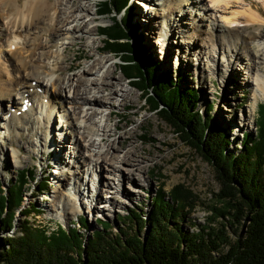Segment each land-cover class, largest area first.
I'll return each mask as SVG.
<instances>
[{
    "label": "bare ground",
    "instance_id": "6f19581e",
    "mask_svg": "<svg viewBox=\"0 0 264 264\" xmlns=\"http://www.w3.org/2000/svg\"><path fill=\"white\" fill-rule=\"evenodd\" d=\"M87 1L0 0V103L6 102L10 108L7 109L9 111L5 108L0 109V112L4 110L0 114V138L4 131L6 135L4 138L8 140V145H11L9 156L12 159V165L18 166L21 164L18 154L22 150H27L17 141L21 138V134L27 132L30 136L39 134V137L45 138L49 133L51 134L49 126L51 115L60 114V119L65 120L62 122L68 123V128L71 130L69 134L78 154L76 155L73 148L65 153L66 158L69 159L68 162L67 159L64 162L61 159L54 161L53 166L59 169L56 172L59 176L54 179H57V184L65 187V190L62 188L58 194L55 193V199L50 205L52 214L58 211L67 220L71 215L78 213L81 197L89 198L90 194V208L93 211L95 209L99 211L101 208L102 213L106 210L105 206H100L103 199L101 197L103 186L93 187V190L88 188L87 196L80 191V186L87 185L88 182L94 184L93 174H88L90 166L92 170L99 168L97 177L100 183L103 179L101 165L102 169L104 168L114 177L125 179L127 184L125 185L122 180L124 185H121V183H115V179L111 176L104 175L106 180L104 179L103 183L109 190H114L113 194L123 192V196L132 201L139 194L135 191L136 188L142 192L146 189V184L151 183L150 171L145 165L151 154L146 153L144 147L136 144V139L139 138L135 130H131L126 136L129 141L128 147L124 145L125 139L122 136L118 137L117 143L113 141L107 144L105 150H103L104 146H100V143L105 145L106 139L125 129L118 122L110 126L113 112L110 108L124 109L129 100V93L121 83L122 78L118 77L113 81L115 61L110 58L94 59L82 73L75 74L72 78L64 75L71 67V64H65L69 47L86 38L90 40L99 32L98 25L95 24L98 6L89 4ZM130 1H135V4L142 8V11L137 10L135 13L138 15L139 22L143 20L151 28L150 34L153 33L152 28L155 29L158 25L157 19H161V23L168 27V31L165 30L164 33L154 32L160 36V39L162 37L159 42L162 51L160 54L163 53L165 44L163 37L168 40L169 36L177 35L178 40L170 41L167 48V55L180 50V54L175 56L174 65L180 63L182 58L190 61L194 56L193 61L201 74L205 70L213 74L215 62H220L227 70L223 78H226V72H230L229 77L233 78L234 84L239 87L236 92H239L241 96L248 92L252 93V106L248 105V113L251 115L255 113L258 101L264 99V17L256 7L257 3L264 6V0H248L247 4L242 5L240 11L232 16L219 17L224 25L216 20L207 23L205 30H202L196 21H208L207 15L211 18L216 13L223 12L232 3L242 4L247 0H155L161 8L160 12H154V9L151 11L148 6L151 0ZM205 12L208 14L203 15ZM177 14L186 16L184 18L187 23L182 22L177 25L172 18ZM183 25L188 27V31L184 30ZM201 33H206L207 37L202 39ZM148 37L156 39L155 36ZM214 38L217 40L216 44ZM155 43L158 44L156 40ZM173 43H176L177 48H174ZM87 47L90 48V52H103L94 39L88 43ZM183 48L185 52L181 54ZM227 55L230 57L228 61L224 59ZM86 56L92 57L91 54ZM76 66L79 65L76 64ZM128 85L132 86L130 83ZM39 88L42 92H39ZM14 96L17 98L13 101ZM116 97L121 100H117ZM66 99L69 100V105L74 104L72 108H65L63 103ZM223 100L232 104L227 94ZM23 102L28 103V111H22ZM15 103H18V107H14ZM84 106L87 107L85 111ZM103 109L107 111V114L106 118L102 119L105 117ZM235 110L236 107L232 105L230 108L232 120L235 122L239 120L240 123L234 129L237 131L238 126L245 128L247 123L242 116L237 119ZM98 116L101 119L97 120ZM217 116L218 118L223 116L219 109ZM54 136L59 138V143H64L65 136L61 132H55ZM29 139H26L29 147L32 145L31 148H36V143L31 141V137ZM40 139L39 145H45L46 140ZM62 147L67 148L65 145ZM0 155H2L1 152ZM40 155L43 156V153ZM32 157L33 155H29L24 161ZM64 173L70 175L68 179L73 180L71 188L68 187L71 182L66 181L67 175H63ZM128 184L134 190L129 188ZM116 202L118 200L114 197L109 203Z\"/></svg>",
    "mask_w": 264,
    "mask_h": 264
},
{
    "label": "trees",
    "instance_id": "16d2710c",
    "mask_svg": "<svg viewBox=\"0 0 264 264\" xmlns=\"http://www.w3.org/2000/svg\"><path fill=\"white\" fill-rule=\"evenodd\" d=\"M128 5L129 0L100 2L99 15L112 21L99 29L102 50L120 61V72L140 92L150 112L212 163L219 186L216 197L224 207L212 209L215 215L208 226L191 224L196 230L186 231L181 221L186 210L197 206V198L175 186L166 196L162 192L154 196L150 214L131 211L123 216L125 229L116 228L114 233V227L101 222V228L90 234L61 225L50 230L27 220L40 211L22 206V189L29 185L40 194L48 182L24 169L12 188L5 189L0 179V231L14 226L18 211L24 217L12 237H0V264H264V106L258 107L257 132L242 134L239 152L228 153V135L215 126L208 128L195 110L197 93L174 86L170 77H155L157 64L142 51ZM79 223L87 229L85 220Z\"/></svg>",
    "mask_w": 264,
    "mask_h": 264
},
{
    "label": "rangeland",
    "instance_id": "374dc122",
    "mask_svg": "<svg viewBox=\"0 0 264 264\" xmlns=\"http://www.w3.org/2000/svg\"><path fill=\"white\" fill-rule=\"evenodd\" d=\"M101 1L102 0L87 1L89 4H97L98 6L95 24L98 25L99 29L106 27L112 23L110 19L111 17H104L99 15L98 8ZM156 2L157 1L155 0H151L148 6H150L151 11L152 9H154V12H160L161 8L156 4ZM247 2L248 0L243 1L242 4L234 2L227 9L223 10V12H218L211 18H209L207 15L206 19H208V21H196V23L201 27L202 30H205V25L207 23L214 22L216 20L217 22L224 25L219 17L232 16L235 12L240 11L242 5L244 6L245 4H247ZM128 6L130 9V15L132 14L131 20L134 27L133 30H135L137 35H139L136 36L138 40L141 41V45L143 47L142 51L147 53V56L149 55L153 60L152 62H155L157 64L155 77L158 78L161 75L170 77L173 81L174 86H178L182 90H194L197 93V103L194 108L195 110H199L200 114L204 117L205 120H207L208 128L215 126L216 128L221 129L225 135H228L229 142L226 143V149L228 153L239 152V145L243 138L242 134H254L255 132H257L256 121L258 120L259 116L258 110L259 108L264 106V99H260V101H258V104L255 107V113L251 115L248 113V105L252 106V93L248 92L241 96L239 92H236L239 87L234 84L235 82L233 78L229 77L230 72H226V78H223V74L227 70L226 67H223L220 62H215V67H213V74H210L208 70H205V72L201 74L200 70H198V67L195 66V63L193 61L194 56H192V60L190 61H186L184 60V58H182V61H180V63L174 65L176 61L175 56L180 54V50H178L179 52L174 51L173 54L167 55V48L168 44L170 45V41L178 40L177 35L169 36L168 40H165L166 37H163V41H165V44L163 46V53L160 54L161 50L159 42L162 37L160 39V36H158L157 33H161V31L162 33H164L165 30L168 31V27H166V25L164 26L161 23V19H157L158 25L155 29L152 28L153 33L150 34L151 28L148 27L146 25V22H144L143 20L142 22H139L137 17L138 15L135 13V11L137 10L142 11V8L138 7L135 4V1H130ZM256 7L260 10L262 16L264 17V6L260 3H257ZM206 13L208 14V12H205L203 13V15ZM184 17L186 16L177 14L172 18L173 20L175 19L177 25H179L182 22L187 23V20ZM118 19L122 23L123 13H120L118 15ZM183 28L185 31H188V27H184L183 25ZM154 32L157 33L154 34ZM214 34H216V32ZM149 35L151 37L155 36L156 39L148 37ZM201 35L203 36L202 39H204V37H207L206 33H201ZM93 39L96 40V45L99 46L102 50L103 38L100 36L99 32H97L96 35L92 36L90 40L86 38L81 42L78 41L76 45L69 47L66 52L67 60L65 61V64H71V67L69 68L68 73H64V75L67 76V78H72V76H74L75 74L82 73L83 69L91 65L94 59L110 58L113 59L112 61H115L116 68H114L113 70V76L115 77V79H113V81H115L118 77L122 78L121 83L125 86V89L129 93V100L127 101V105L124 109H121L120 107L110 108L113 110L110 119V126L118 122L119 125L124 126L125 129L122 132L118 131L115 136L106 139L105 145L103 143H100V146H104L103 150H105L107 144L112 143L113 141L117 143L118 137L122 136L125 139L124 145L128 147L129 141L126 136H128L131 130H135V134L139 138L136 139V144L144 147L145 152L151 154V157H148V162L145 163L146 167H148L150 171L151 183L149 185L146 184V189L142 192L141 190L136 188L135 191L139 194L132 201L124 197L123 192L121 194H113L114 190H109L108 187H106L107 185L103 183L105 179L104 175L111 176L115 179V183H121V185L123 184V181L125 183V179H121L117 176L114 177V175L110 174L104 168L102 169L101 165V174H103V179L100 183V180L97 177L99 168H93L92 170V167L90 166L88 169V174H93L92 178L94 184L93 182H91L92 184L88 182L87 185L84 184L80 186V191L84 192V195L87 196L89 195L87 193L88 188L92 189L93 187H100V185L101 187L103 186V192L101 193V197H103V199H101L102 204H100V206H105L104 209L106 210H104L103 213L101 208L99 211L96 209L95 211H93V209L90 208L89 203L91 200L90 194L89 198L81 197V199L79 200V204H81L79 205L78 213L75 215H71L68 220L64 219L58 211L55 214H52L50 212V205L55 199V193L58 194L59 190H62V188L63 190H65V187H61V185H58L57 179H54L58 178L59 176V173H56L59 169H55V167L53 166V164L55 163L54 161L61 159L62 162H64V160L67 159L68 162L69 159L66 158L67 155H65V153L73 150V148L75 149L76 155L78 154V150L74 147V142L71 140L69 134L71 130L70 128H68V123L62 122L65 120L60 119V114H56L51 115L49 124L51 128V134L49 133L45 138L43 136L39 137V134L36 136H30L26 132V134H21V138L17 139V141L20 142L21 145H24L27 148L26 151L22 150L18 154L19 161L21 162V164H19L18 166L12 165V159L9 156V148L11 145H8V140L4 138L6 135H4V131H2L0 138V152L2 153V155H0V179L4 188L6 189L9 186H11L12 188L16 183L17 176L19 175L18 173L22 172L24 169L32 170L36 175L38 181L43 178L42 176L46 177L49 185L47 190L43 193L36 195L33 187L29 185L24 186V188L22 189V206H35L36 209L40 211L39 215L30 214L27 220H29L32 224L45 225L50 230H56L57 226L61 225L66 229L71 227L79 228V230L81 231L80 233L90 234L97 228L100 229L101 223H108L109 225L114 227L115 229L113 230V233L116 232V228L125 229L122 224L123 220H121L123 216H126L131 211L140 212L143 214V216L150 214L152 210V204L154 202V196L158 192H162L166 196V194H168V192H170L173 187L181 186L182 189L192 192L197 198V201H195V204L197 206L193 209L185 211V217L181 221V226L183 227V229L192 232L195 231L196 228L192 227L193 225L191 224H195L198 227L208 226V224L211 222L210 218L215 215L212 209L224 207V203L219 202L216 197L219 186L214 178L212 163L205 160L198 153H196L192 147L187 145L186 142L179 141L172 132L171 128L164 121H162L160 117L150 112L148 107H146L141 101L142 98L140 92L135 87H130L128 85V83L130 82L126 80V78L120 72V61L115 56L104 52H90V48L87 47V45L89 42H92ZM155 40L158 42V44L155 43ZM214 41L216 44V38H214ZM173 46L174 48H177L176 43H173ZM184 52L185 48H183V52L181 54H184ZM90 54L92 55L91 58L86 56ZM224 59L228 61L230 60V57L227 55V57H224ZM76 64L79 66H76ZM237 65L239 64L237 63ZM220 69H222V72H220ZM239 73L242 72L239 71ZM39 92H42L40 88ZM225 94L229 96L232 103L231 105L223 100ZM16 98L17 96H14L13 101ZM116 99L121 100L119 97H116ZM68 102L69 100L66 99V102L63 103V105L65 106V108L67 107V109L68 107L72 108L74 104L69 105ZM17 104L18 103H15L14 107H18ZM232 105L234 108L236 107L235 113L237 114V119H240V116H242L245 123H247V125H245V128L238 126L237 131H235L234 129L240 123L239 120H236V122L232 120V113L230 111ZM0 106V109L5 108L7 110L9 108V105L6 102L0 103ZM209 107H211L210 111H207ZM86 108L87 107L84 106L83 110L85 111ZM226 108L228 110H226ZM218 109L223 115L221 116L222 118H218L217 116ZM3 112L4 110H1L0 114H2ZM104 112L105 113L103 114L105 115V117H102V119L106 118L107 111L104 110ZM99 119L101 118L98 116L97 120ZM55 132H61L63 136H65L64 143L61 144L58 142L59 138L54 136ZM29 137H31V141L36 143V148H31L32 145H30L29 147V145L27 144L26 139H29ZM36 138L38 139L36 140ZM40 138L46 140L45 145H39V143H41ZM143 138L145 139L142 140ZM83 144L85 143L83 142ZM63 145H65L67 148L64 149V147H62ZM95 151H97V149H95ZM3 152L5 154H3ZM42 153L43 156L40 155ZM119 154L122 155V153ZM29 155H33L32 159L24 161ZM63 175L66 176L67 174L64 173ZM69 176L70 175H67L66 181L71 182V184L68 186L69 188H71L73 186V180L68 179ZM139 178L142 179L141 176H139ZM83 180H85L84 177ZM126 184L127 183H125V185ZM127 186L131 188L129 184ZM107 190L109 192H107ZM32 192L33 194H31ZM112 197H115L118 202L110 204L109 202L113 201ZM18 212L15 215L16 219L14 226H12L10 230L7 229L4 231H0V237L3 238V240L12 237V234L16 231L17 226H19L23 222L24 217L22 213L20 214ZM81 219L85 220L87 229L80 228L79 222ZM221 221V219L217 220V222ZM213 225L217 226V223H214Z\"/></svg>",
    "mask_w": 264,
    "mask_h": 264
},
{
    "label": "water",
    "instance_id": "95a60500",
    "mask_svg": "<svg viewBox=\"0 0 264 264\" xmlns=\"http://www.w3.org/2000/svg\"><path fill=\"white\" fill-rule=\"evenodd\" d=\"M134 87V86H133Z\"/></svg>",
    "mask_w": 264,
    "mask_h": 264
}]
</instances>
